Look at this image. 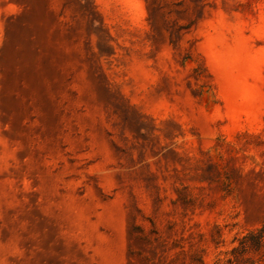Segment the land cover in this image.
<instances>
[{"label": "rangeland", "instance_id": "1", "mask_svg": "<svg viewBox=\"0 0 264 264\" xmlns=\"http://www.w3.org/2000/svg\"><path fill=\"white\" fill-rule=\"evenodd\" d=\"M263 222L264 0H0V264H264Z\"/></svg>", "mask_w": 264, "mask_h": 264}, {"label": "trees", "instance_id": "2", "mask_svg": "<svg viewBox=\"0 0 264 264\" xmlns=\"http://www.w3.org/2000/svg\"><path fill=\"white\" fill-rule=\"evenodd\" d=\"M240 246L238 248H241V250L245 251L248 249H252L254 247L260 248L264 243V222L261 224L260 227L256 229H252L242 235L241 238H239ZM237 249V248H236ZM251 264H258L257 262H252Z\"/></svg>", "mask_w": 264, "mask_h": 264}]
</instances>
